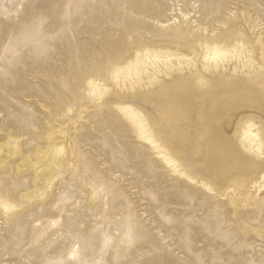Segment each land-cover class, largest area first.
Wrapping results in <instances>:
<instances>
[{
	"label": "rangeland",
	"instance_id": "1",
	"mask_svg": "<svg viewBox=\"0 0 264 264\" xmlns=\"http://www.w3.org/2000/svg\"><path fill=\"white\" fill-rule=\"evenodd\" d=\"M205 22L264 40V0H0V147L18 152L0 165V264H264V205L234 216L182 184L88 92L135 47ZM53 141L79 167L38 191Z\"/></svg>",
	"mask_w": 264,
	"mask_h": 264
},
{
	"label": "bare ground",
	"instance_id": "2",
	"mask_svg": "<svg viewBox=\"0 0 264 264\" xmlns=\"http://www.w3.org/2000/svg\"><path fill=\"white\" fill-rule=\"evenodd\" d=\"M210 25L191 27L190 42L135 47L108 71L111 83L89 80L88 92L102 101L94 109L145 144L163 169L240 216L244 206L264 205V40L254 36L247 43L233 28L216 33ZM67 146L53 141L36 154L38 191L56 170L79 167ZM12 153L18 154L0 147V165Z\"/></svg>",
	"mask_w": 264,
	"mask_h": 264
}]
</instances>
